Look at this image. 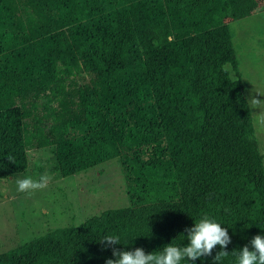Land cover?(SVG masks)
<instances>
[{
  "label": "trees",
  "instance_id": "1",
  "mask_svg": "<svg viewBox=\"0 0 264 264\" xmlns=\"http://www.w3.org/2000/svg\"><path fill=\"white\" fill-rule=\"evenodd\" d=\"M173 11L164 0H0V179L48 147L62 176L116 158L128 199L0 252V264H105L107 235L120 250L183 246L203 215L227 228L229 253L264 236L262 155L242 83L221 65L236 71L232 2ZM220 250L182 264H213Z\"/></svg>",
  "mask_w": 264,
  "mask_h": 264
},
{
  "label": "rangeland",
  "instance_id": "2",
  "mask_svg": "<svg viewBox=\"0 0 264 264\" xmlns=\"http://www.w3.org/2000/svg\"><path fill=\"white\" fill-rule=\"evenodd\" d=\"M164 1L170 20H174V13L176 18L180 17L176 11L172 12L177 0ZM231 2L234 13L227 19V27L236 71L231 61L221 65L232 79H240L248 102L250 94L264 95V0ZM179 20L182 30H187L182 35L189 34L190 22ZM256 98L264 100V96L258 94ZM248 106L253 125V112L260 110L251 109L249 103ZM253 129V139L264 166V131H258L254 125ZM54 163L50 148L29 149L27 168L0 179V252L48 230L79 225L103 209L127 204L124 177L116 158L68 176L59 175L53 168ZM42 175L51 177L45 189L31 194L17 191L16 179L31 176L38 180Z\"/></svg>",
  "mask_w": 264,
  "mask_h": 264
},
{
  "label": "clouds",
  "instance_id": "3",
  "mask_svg": "<svg viewBox=\"0 0 264 264\" xmlns=\"http://www.w3.org/2000/svg\"><path fill=\"white\" fill-rule=\"evenodd\" d=\"M256 94H250L248 103L251 109H259L258 113L253 112V125L258 131H264V100L256 98ZM11 160L12 158L9 157ZM51 177L42 175L38 180L31 176L23 179H16L18 192L34 193L37 190L45 189ZM216 219L209 215H203L194 221L192 227H186L187 233L185 239L186 245H175L169 243L159 251L146 253L142 247H136L134 250H120L115 245L121 244L120 237L116 235L104 236L99 243L105 247L111 246L112 255L115 259L107 258L105 264H182V261H195L202 257L211 256L217 246L220 251L216 252L213 258V264H222L224 258L229 254L235 257V264H264V236L255 235L239 250H233L231 253L226 251L231 243V237L228 230L221 226Z\"/></svg>",
  "mask_w": 264,
  "mask_h": 264
},
{
  "label": "crops",
  "instance_id": "4",
  "mask_svg": "<svg viewBox=\"0 0 264 264\" xmlns=\"http://www.w3.org/2000/svg\"><path fill=\"white\" fill-rule=\"evenodd\" d=\"M227 24H228V22H227Z\"/></svg>",
  "mask_w": 264,
  "mask_h": 264
}]
</instances>
